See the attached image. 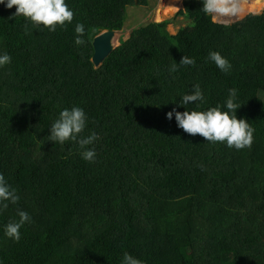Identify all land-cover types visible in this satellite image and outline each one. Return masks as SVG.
<instances>
[{
	"label": "trees",
	"instance_id": "1",
	"mask_svg": "<svg viewBox=\"0 0 264 264\" xmlns=\"http://www.w3.org/2000/svg\"><path fill=\"white\" fill-rule=\"evenodd\" d=\"M65 3L72 21L51 32L0 5V52L11 57L0 67V174L19 196L0 211V264H120L124 252L143 264H264V8L253 16L264 2L240 0L238 17L212 21L200 0H183L172 17L132 26L96 68L92 37L122 30L128 8L147 0ZM176 16L187 22L171 34ZM210 50L227 72L206 61ZM182 55L195 64L169 73ZM194 84L204 101L177 110H223L235 88L250 146L206 142L165 119ZM73 105L87 118L80 135L97 134L93 162L75 141H48ZM17 209L31 222L13 241L2 226Z\"/></svg>",
	"mask_w": 264,
	"mask_h": 264
},
{
	"label": "clouds",
	"instance_id": "2",
	"mask_svg": "<svg viewBox=\"0 0 264 264\" xmlns=\"http://www.w3.org/2000/svg\"><path fill=\"white\" fill-rule=\"evenodd\" d=\"M200 11L212 21L217 18L238 17L241 14L240 0H200ZM0 5L5 8L15 6V16H23L31 21L34 28L41 25L48 31H55L57 26L63 27L65 23H71L73 12L65 3V0H0ZM85 28L80 22L74 26L73 43L83 46ZM11 57L6 52H0V67L10 63ZM206 61L212 62L221 72H227L231 64L227 58L218 51L210 50ZM192 57L182 55L179 62L171 64L168 71L174 73L178 66L194 65ZM235 88L227 90V96L223 101V110L220 104L207 107L204 110L178 111L177 107L190 103L204 101V96L198 84L192 85L190 92L181 95L176 106L165 113V119L173 121L175 126L183 133L194 136L199 135L206 142H223L229 148L237 150L248 147L253 140L254 128L244 118H237L236 110L241 106L236 102ZM197 106H199L197 104ZM86 114L83 108L73 105L59 111L55 120L48 127V141L63 144L65 141H75L78 145L81 159L93 162L96 157L94 148L88 147L97 139L95 132L86 136L80 135L86 125ZM19 199L16 189L11 187L3 174H0V211L8 205L15 204ZM18 219L10 220L2 226L3 235L13 241L20 239V229L26 222H31L28 212L17 209ZM120 264H143V261L124 252L120 258Z\"/></svg>",
	"mask_w": 264,
	"mask_h": 264
},
{
	"label": "rangeland",
	"instance_id": "3",
	"mask_svg": "<svg viewBox=\"0 0 264 264\" xmlns=\"http://www.w3.org/2000/svg\"><path fill=\"white\" fill-rule=\"evenodd\" d=\"M182 1L183 0H147V5L145 6H130L127 11V17L124 21L123 29L120 30L121 34L118 35L119 40L123 38L125 39L131 30V27L137 23L160 21L172 17L179 8H182ZM259 1L264 2V0ZM263 8L264 4L260 9H257V12L253 16H258ZM245 21L246 20H243L241 24ZM186 22L187 21L183 16H176L171 23L166 25V29L171 34L175 33L177 29L183 26Z\"/></svg>",
	"mask_w": 264,
	"mask_h": 264
},
{
	"label": "water",
	"instance_id": "4",
	"mask_svg": "<svg viewBox=\"0 0 264 264\" xmlns=\"http://www.w3.org/2000/svg\"><path fill=\"white\" fill-rule=\"evenodd\" d=\"M119 34H121L120 30L104 29L92 37L90 61L93 67H99L104 59L120 45Z\"/></svg>",
	"mask_w": 264,
	"mask_h": 264
},
{
	"label": "crops",
	"instance_id": "5",
	"mask_svg": "<svg viewBox=\"0 0 264 264\" xmlns=\"http://www.w3.org/2000/svg\"><path fill=\"white\" fill-rule=\"evenodd\" d=\"M158 19H160V18H158Z\"/></svg>",
	"mask_w": 264,
	"mask_h": 264
}]
</instances>
